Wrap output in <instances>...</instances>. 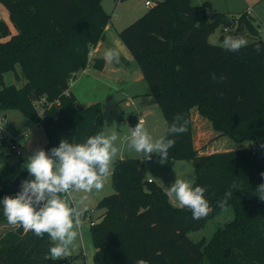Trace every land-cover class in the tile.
Wrapping results in <instances>:
<instances>
[{"label": "trees", "instance_id": "1", "mask_svg": "<svg viewBox=\"0 0 264 264\" xmlns=\"http://www.w3.org/2000/svg\"><path fill=\"white\" fill-rule=\"evenodd\" d=\"M0 4L16 29L12 33L0 20V110L17 109L41 125L46 142L39 148L45 151L58 147L61 140L80 144L99 134L101 104H81L69 82L89 63L103 68L102 57L89 59L90 48L103 38L110 19L100 0ZM207 8L211 9L207 1L194 5L191 0H156L118 36L165 117L163 137L177 115L188 121L186 133L171 137L175 145L168 159L192 162L193 186L207 189L211 211L194 220L189 209L173 205L159 184L148 181L142 159L117 157L110 173L114 191L97 201L103 213L90 225L94 264H135L138 259L150 264H264V201L256 195L264 183V41L257 38L254 17L246 8L235 18ZM234 24L250 33L246 47L231 52L208 41L217 27ZM231 29L229 35L235 33ZM256 44L261 45L260 53ZM8 70L23 78L20 87L4 82ZM193 107L218 135L241 146L201 153L193 143ZM0 149L9 152L1 141ZM22 162L19 157L4 163L0 200L19 192L27 175ZM224 206L233 209L231 221L208 239L189 236ZM5 221L0 203V224ZM52 243L47 234L39 238L16 225L0 234V264H62L63 259L53 261L49 255Z\"/></svg>", "mask_w": 264, "mask_h": 264}, {"label": "clouds", "instance_id": "2", "mask_svg": "<svg viewBox=\"0 0 264 264\" xmlns=\"http://www.w3.org/2000/svg\"><path fill=\"white\" fill-rule=\"evenodd\" d=\"M248 45L242 36L228 35L223 40L225 50L238 52ZM261 45H255V51L261 52ZM104 59L107 63H120V53L112 48L106 50ZM212 79L216 80L215 73ZM225 77L221 76L222 82ZM188 121L177 115L167 129V136L153 139L144 127L143 117L131 132L129 146L138 153H145L147 159L150 154H157L160 161L168 160V151L174 147V136L187 132ZM115 133L105 136L99 133L90 136L84 143H69L61 140L58 147L49 151L43 148L27 158L24 167L33 179L21 182L20 191L13 196H5L3 213L10 225H20L25 232L31 231L36 237L43 238L47 234L53 242L49 248V255L53 261L69 257L71 246L78 237L77 228L81 217L87 211L85 201L87 195L79 202L69 203L65 196L72 193H92L102 191L110 175V166L117 153L114 142ZM264 177V173H261ZM194 180L175 179L167 187V195L174 197L181 207L192 213L194 220L205 218L211 208L202 186H193ZM260 201H264V183L256 189ZM81 205H84L81 207ZM135 264H150L145 259L136 260Z\"/></svg>", "mask_w": 264, "mask_h": 264}, {"label": "rangeland", "instance_id": "3", "mask_svg": "<svg viewBox=\"0 0 264 264\" xmlns=\"http://www.w3.org/2000/svg\"><path fill=\"white\" fill-rule=\"evenodd\" d=\"M155 1L156 0H152V5L155 3ZM205 1H207L210 4L212 10L216 12L224 13L227 15L228 18H235L246 7H251L252 9L251 15L254 17V24L258 31L257 38L264 41V0H191L192 4L194 5H199ZM100 4L101 7L108 14H110V19L116 22V25H119L121 29L127 26L128 24H130L136 18L143 15L149 9V7L145 5L144 0H100ZM133 15H135V17L132 20H129V17H133ZM127 19L128 22H126ZM0 20H3L8 24L12 33L16 32L13 23L9 19L7 10L2 4H0ZM14 29L15 31L13 32L12 30ZM229 29L235 31V33L231 34L232 36H242L247 41L252 39L250 33H248L246 29L241 28L238 30L236 29V26L234 24V25H229L227 29H222V30H221V26L217 27L209 35L208 41L210 43L223 44V41L219 39V36L223 35L224 38L228 36ZM17 71L19 73V68H17ZM88 74L90 75V73ZM84 76H87V74ZM77 77L79 78V74L77 75ZM95 77H97L98 80V76ZM77 79L74 80L76 81ZM3 80L6 84H14L16 87H20L23 83V78L22 77L17 78L12 70H8L3 73ZM72 82L73 80H71L70 84ZM143 82H145L144 84H146V81ZM91 84H92L91 88L89 87L86 88L85 92L91 97L97 99V102L101 104L103 111V125L100 133H103L105 136H110L113 133L117 135V140L114 142V146L117 148V153L113 158L111 165L113 166L114 160L117 157H119L121 153H125L126 157L139 158L138 154L140 153L136 152L133 148H131L129 146V142L131 137V126L133 124L132 116L137 115L136 111L140 107V104H142L141 100H143L144 98L140 97L141 99H139L138 101L126 99L125 98L126 92H131L133 88L131 89L124 88L122 90H119L118 92V90L115 91V87L112 84L109 86H103V85H99L98 81H94V80H92ZM150 98L155 106L157 117L153 116L150 120L148 119L146 124H144V127L148 131L149 135L152 136L153 139L155 140V139L163 138L166 130V121L160 107L156 102V99H154V97H150ZM144 103L147 104V102ZM194 111L196 110L193 108L191 112ZM5 112H6L4 117L5 121H2L1 119L3 118V113ZM207 122L209 123V121ZM0 125L1 127H6L9 133L13 136H17L21 134L26 135V139L23 141V147L20 146V149H18L17 152L8 150L9 151L8 153H3L2 150L0 149V170L2 169L4 163L7 160L9 162H13L17 160L19 157L24 158L23 162L25 165L27 158L46 142V135L43 127L26 119L22 115V113L17 109H10L7 111L0 110ZM212 131L214 132V130ZM217 133H215L216 134L215 138L209 137V142L214 140V142L210 144L214 146L213 149H219V150L236 149L239 146H241L240 144H237L236 142H234L233 140H231L226 136L217 137ZM4 145L5 147H7V142H5ZM155 157H157V154ZM142 161L146 164V161L144 159H142ZM176 162H178L177 165L171 166L170 168L175 170V172H179L180 175L182 176L181 179L193 181L195 179V171L192 162L188 159H177ZM24 165H22V169L26 170L27 175L23 178L22 181L33 179V177L29 175ZM152 166L155 170L154 167L155 165ZM164 174H166V172H164ZM158 175L162 177L161 170H159ZM158 175L156 174V171H154L153 173L151 172V174H148V176H151L153 179H155V183L159 184ZM163 179H168V178H163ZM106 183L110 184L111 187L110 190L104 193V195L110 194L114 191L111 181V175H109L108 179L106 180ZM73 194H76L77 197H80L78 199L79 201L84 193H72L70 197L65 196L64 198L67 199L69 202L73 201L72 200ZM83 206L84 205H81V207ZM90 209H93L90 219L94 221H99L102 209L96 208V205H93V208ZM90 219L84 216L81 217V222H82L81 225L84 224V222H86L88 224V229H86L85 231L81 229V232L77 231L78 237L74 242L73 246H71L70 256L63 258V260H65L67 264H94V259H93L94 245L91 239V228L89 226ZM232 219H233L232 207L224 206L216 216H214L213 218L207 221L204 227L198 230L190 231L189 236L193 240L201 239L204 236L210 237L213 231L217 227L223 226L225 223L231 221ZM14 226L16 225H10L7 221L1 223L0 234Z\"/></svg>", "mask_w": 264, "mask_h": 264}, {"label": "crops", "instance_id": "4", "mask_svg": "<svg viewBox=\"0 0 264 264\" xmlns=\"http://www.w3.org/2000/svg\"><path fill=\"white\" fill-rule=\"evenodd\" d=\"M134 17L135 15H133V17H129V20H132ZM126 22H128V19ZM119 30H121V27L119 25H116V22L109 19V22L106 25L105 30H104L103 38L95 46L90 48L89 59H90V62L93 58H97V57H102L104 59V54L106 50L109 48H112V49L117 50L120 53V63L119 64L107 63L104 59V65L102 69H96L91 65V63H89L85 68L77 71L73 75V77L71 78L73 82L75 81L74 79L78 78L77 77L78 74H79V78L74 83L72 82L73 84L71 83L72 86L70 84L71 82L70 80L69 82V85L71 86L70 91L76 96L77 100L81 104L88 105L93 102H97V99L91 97L85 92L86 88L88 87L91 88L92 80L98 81V84L103 85V86H109L112 84L115 87V91L118 90V92L119 90H122L124 88L126 89L133 88L131 92H126L125 98L131 99L133 101L134 100L138 101L141 98H144V99L141 100L142 104H140V107L136 111L137 115L132 116L133 117L132 126L134 125L136 126L138 124L140 117H143L144 124H146L148 119L150 120L153 116L157 117L155 106L150 98L153 96L149 94V86L147 82L146 84H144L145 82H143L145 81V79L143 78V74L141 72V69L138 63L134 60L131 53L127 49V47L120 40L118 36ZM12 31L14 32L15 29ZM88 73H90V75ZM86 74L87 76H84ZM93 75L98 76V80H97V77ZM144 102H147V104ZM193 108L196 110L194 112H191L192 122H193L192 123L193 124V143H194L195 148H197L201 153H209L215 150H219V149H213L214 146L210 145L212 142H214V140L209 142V137L215 138L216 137L215 133H217V131L211 128L212 127L211 123L209 122L210 123L209 124L206 118L198 114L196 107H193ZM5 114L6 112L3 113V117H5ZM212 130H214V132ZM219 136L221 135H218L217 133V137ZM208 148H211V149H208ZM150 155H151V159H147V158H144L145 153L138 154L140 159H144L146 161L145 176L147 179H151L153 182H155V179H153L151 176H148V174H151V172L153 173L154 171H156V174L158 175L159 170H161L162 177L158 175L159 176L158 183L167 193V187L170 186L172 183H174L175 179L177 178L181 179L182 177L179 172H175V170L170 168L171 166L177 165L178 163L176 162L177 159H168L167 161L163 162L157 159V157H155L156 154L153 153ZM119 157H126V155L125 153H121ZM22 159L24 161L23 157ZM22 165H24V162L22 163ZM152 165H155L154 166L155 170ZM112 167L113 166L111 165L110 173L112 171ZM164 172H166V174H164ZM163 178H168V179H163ZM110 187H111L110 184L105 182V185L102 191L96 192L95 190H93L92 193H87L86 195L88 198H87V201L84 202L85 205L87 206V209L93 208V205H96L97 201L104 195V193L110 190ZM20 190L21 189L19 188V191ZM84 194L83 196H85ZM72 198H73L72 199L73 201L79 202L78 199L80 197H77L76 194H73ZM168 198L173 205L180 206L174 197L168 196ZM73 201H70V202L72 203ZM102 213H103V209H102L101 214ZM81 223L79 227L76 229L78 232H81V229H83L84 231L88 229V224L86 222H84V224L82 225ZM204 238L208 239L209 237L204 236Z\"/></svg>", "mask_w": 264, "mask_h": 264}, {"label": "built area", "instance_id": "5", "mask_svg": "<svg viewBox=\"0 0 264 264\" xmlns=\"http://www.w3.org/2000/svg\"><path fill=\"white\" fill-rule=\"evenodd\" d=\"M144 2L147 7H149L152 4V0H144ZM246 11L247 13H251L252 12L251 7H246ZM37 110L38 112H41V109L39 107H37ZM1 120L5 121V118L3 117ZM134 127L135 125L131 127V132ZM0 139H1V142H4V143L7 142L8 150L17 152V150L20 149V146L23 147V141L26 139V135L21 134V135L13 136L9 133L6 127H1L0 125ZM148 181H151V179H148ZM92 212H93V209H89L84 212L83 216L90 219ZM89 223L90 225H92L94 223V220L90 219ZM62 264H67V262L63 260Z\"/></svg>", "mask_w": 264, "mask_h": 264}, {"label": "water", "instance_id": "6", "mask_svg": "<svg viewBox=\"0 0 264 264\" xmlns=\"http://www.w3.org/2000/svg\"><path fill=\"white\" fill-rule=\"evenodd\" d=\"M207 11L210 13V12H212V9H210V8H207Z\"/></svg>", "mask_w": 264, "mask_h": 264}]
</instances>
